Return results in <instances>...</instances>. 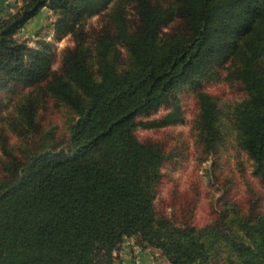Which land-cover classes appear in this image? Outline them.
Segmentation results:
<instances>
[{
	"label": "trees",
	"instance_id": "16d2710c",
	"mask_svg": "<svg viewBox=\"0 0 264 264\" xmlns=\"http://www.w3.org/2000/svg\"><path fill=\"white\" fill-rule=\"evenodd\" d=\"M22 1L0 18V91L31 88L0 129V264H117L126 240L169 264H264V212L228 201L198 226L187 208L160 210L169 154L135 134L138 125L175 123L178 106L138 118L223 64L221 79L245 94L229 107L235 138L264 188V0H118L91 29L85 18L111 0ZM46 5L56 35L75 42L58 71L48 43L28 48L15 38ZM195 95L196 141L209 154L221 136L219 108L215 96ZM50 101L68 110L67 138L37 122Z\"/></svg>",
	"mask_w": 264,
	"mask_h": 264
},
{
	"label": "rangeland",
	"instance_id": "374dc122",
	"mask_svg": "<svg viewBox=\"0 0 264 264\" xmlns=\"http://www.w3.org/2000/svg\"><path fill=\"white\" fill-rule=\"evenodd\" d=\"M117 1L111 0L100 14L85 18V26L88 29L99 28ZM22 4V0H0V18L16 13ZM125 5L127 16L132 22L133 11L129 4ZM55 20V13L46 5L24 24L15 38L28 48H37L41 41L48 43L55 54L51 68L58 71L63 52L66 48L73 47L75 42L71 34L62 37L56 35L53 28ZM177 24L178 22H174L170 27ZM223 71V64H212L208 70L205 69V73L184 83L164 102L138 118L142 122L154 120L178 106L182 116L175 123L153 128L138 125L135 129L139 140L158 141L169 154L161 170L157 207L168 213L173 210L179 212L182 207L187 208L188 214L193 215V221L198 226L211 220L217 212L216 208H221L228 201L236 202L244 211H248L251 204H254L255 210L264 212V188L253 173L252 160L238 145L236 131L228 115L229 107L244 98L245 94L239 82L221 79ZM30 89L19 88L15 94H3L0 91L4 104L0 108V129L6 127L5 117L13 105ZM199 90L215 96L219 108L218 125L221 136L214 151L209 154L196 141L197 130L194 123L199 105L195 93ZM37 122L44 130L56 128L58 136H68V110L52 101L46 108L38 111ZM14 136L16 137L15 133H12L13 140ZM119 259L117 264H169L156 251L137 249L133 240L125 241L124 248L119 252Z\"/></svg>",
	"mask_w": 264,
	"mask_h": 264
},
{
	"label": "built area",
	"instance_id": "2783aa9c",
	"mask_svg": "<svg viewBox=\"0 0 264 264\" xmlns=\"http://www.w3.org/2000/svg\"><path fill=\"white\" fill-rule=\"evenodd\" d=\"M128 242H129V241H128ZM128 242H127V243H128ZM134 247H136V246L134 245ZM137 249H138V248H137Z\"/></svg>",
	"mask_w": 264,
	"mask_h": 264
}]
</instances>
